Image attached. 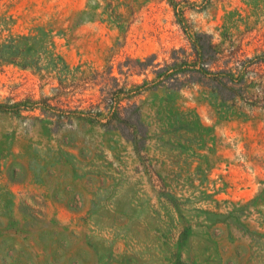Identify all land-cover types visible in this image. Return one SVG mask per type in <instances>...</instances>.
Masks as SVG:
<instances>
[{"label": "rangeland", "instance_id": "374dc122", "mask_svg": "<svg viewBox=\"0 0 264 264\" xmlns=\"http://www.w3.org/2000/svg\"><path fill=\"white\" fill-rule=\"evenodd\" d=\"M4 18L54 30L72 65L112 60L146 139L63 104H110L99 87L74 98L0 66V101L24 102L0 113V264H264V0H0ZM200 33L218 74L188 83L171 56ZM175 61L180 82L159 77Z\"/></svg>", "mask_w": 264, "mask_h": 264}, {"label": "trees", "instance_id": "16d2710c", "mask_svg": "<svg viewBox=\"0 0 264 264\" xmlns=\"http://www.w3.org/2000/svg\"><path fill=\"white\" fill-rule=\"evenodd\" d=\"M5 20L4 18L0 22V66L14 64L25 71H31L42 88L46 85H57L54 90L62 95L72 94L74 97L79 94L84 96L88 90L99 87L102 97L113 96L110 104L105 103V99L95 102L94 98L69 99L65 100L63 104H77L78 108L87 111L86 114L92 122L102 123L108 129L120 130L135 146L139 141L146 139V135H141L143 131L142 113L137 104L132 103L133 97L127 106L122 104L120 93L124 88H121V80L115 75V64L112 63V60H109L107 65L102 68L82 62L72 65L58 51L54 30L49 27H40L29 34L18 35L8 28V23H5ZM216 48L213 36L200 33L192 38V54H188L186 50L174 51L171 59L178 61L180 53L185 59V64L191 68L189 69L191 77L186 82H199L191 81L195 74L204 80L215 81L213 76L218 73L211 72L214 63L211 61ZM149 59L156 60L157 56L153 55ZM176 61L171 68L159 72V77L171 79L175 83L180 82ZM138 62L144 65L143 62L139 60ZM203 62L211 63L204 65ZM120 66H118V72L123 75ZM143 71L145 68L138 74ZM128 73L137 74L136 67H131ZM228 81L234 82L233 78ZM133 87L136 88V91L130 90L129 93L140 95L144 85L135 84ZM131 94L129 95L131 96ZM220 96L221 99L225 97L222 93ZM23 106V101L14 104H11V100L0 101V113L20 111Z\"/></svg>", "mask_w": 264, "mask_h": 264}]
</instances>
